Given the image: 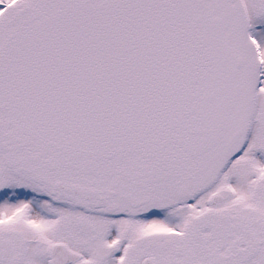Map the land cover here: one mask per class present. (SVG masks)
Masks as SVG:
<instances>
[{
	"label": "snow or ice",
	"instance_id": "obj_1",
	"mask_svg": "<svg viewBox=\"0 0 264 264\" xmlns=\"http://www.w3.org/2000/svg\"><path fill=\"white\" fill-rule=\"evenodd\" d=\"M0 264H264V0H0Z\"/></svg>",
	"mask_w": 264,
	"mask_h": 264
}]
</instances>
